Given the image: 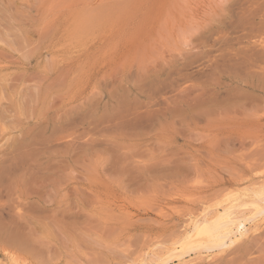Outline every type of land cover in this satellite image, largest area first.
Segmentation results:
<instances>
[{
    "label": "rangeland",
    "instance_id": "obj_1",
    "mask_svg": "<svg viewBox=\"0 0 264 264\" xmlns=\"http://www.w3.org/2000/svg\"><path fill=\"white\" fill-rule=\"evenodd\" d=\"M225 202L264 205V0H0V264L150 262Z\"/></svg>",
    "mask_w": 264,
    "mask_h": 264
},
{
    "label": "bare ground",
    "instance_id": "obj_2",
    "mask_svg": "<svg viewBox=\"0 0 264 264\" xmlns=\"http://www.w3.org/2000/svg\"><path fill=\"white\" fill-rule=\"evenodd\" d=\"M225 203L222 210L215 208L214 210L217 211L209 217L206 211L202 212L203 219L200 220L201 222L193 219V222H195L192 226L193 228L176 242L178 245L173 244L166 251H162L156 257L154 256L155 259L152 257L154 261L151 258L150 262H148V259L137 264H172L175 260L179 261V263L177 261L178 264H189L186 256L192 251H199L205 254L210 251H223L236 242L239 237L248 233L254 226L257 228L259 221L264 219V205L260 207L262 202L258 208H247L240 204H235V202ZM219 208L221 207L219 206Z\"/></svg>",
    "mask_w": 264,
    "mask_h": 264
}]
</instances>
